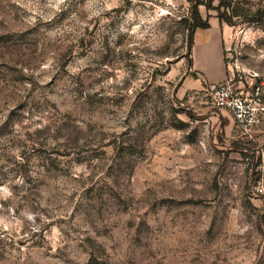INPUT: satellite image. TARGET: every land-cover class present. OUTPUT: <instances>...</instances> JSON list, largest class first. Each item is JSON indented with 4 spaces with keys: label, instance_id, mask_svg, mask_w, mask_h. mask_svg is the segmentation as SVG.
Listing matches in <instances>:
<instances>
[{
    "label": "rangeland",
    "instance_id": "1",
    "mask_svg": "<svg viewBox=\"0 0 264 264\" xmlns=\"http://www.w3.org/2000/svg\"><path fill=\"white\" fill-rule=\"evenodd\" d=\"M221 83L264 104V0H0V264H264Z\"/></svg>",
    "mask_w": 264,
    "mask_h": 264
},
{
    "label": "built area",
    "instance_id": "2",
    "mask_svg": "<svg viewBox=\"0 0 264 264\" xmlns=\"http://www.w3.org/2000/svg\"><path fill=\"white\" fill-rule=\"evenodd\" d=\"M213 102L221 109L230 111L240 125L251 128L258 125L264 112L260 89L253 92L237 90L232 83H221L213 88ZM257 191L263 192L261 183Z\"/></svg>",
    "mask_w": 264,
    "mask_h": 264
},
{
    "label": "crops",
    "instance_id": "3",
    "mask_svg": "<svg viewBox=\"0 0 264 264\" xmlns=\"http://www.w3.org/2000/svg\"><path fill=\"white\" fill-rule=\"evenodd\" d=\"M217 26H210L208 28H197L194 32V43L200 44L207 41H218L221 40L223 36L222 27L218 26V28H221V31L219 29H216ZM224 29V28H223ZM211 37V38H210ZM193 43V45H194Z\"/></svg>",
    "mask_w": 264,
    "mask_h": 264
},
{
    "label": "trees",
    "instance_id": "4",
    "mask_svg": "<svg viewBox=\"0 0 264 264\" xmlns=\"http://www.w3.org/2000/svg\"><path fill=\"white\" fill-rule=\"evenodd\" d=\"M210 26V23L209 22H207V21H202V20H200V21H198V22H196V23H194L193 25H191V27L193 28V33H192V39H191V46L193 45V43H194V32H195V30L197 29V28H207V27H209Z\"/></svg>",
    "mask_w": 264,
    "mask_h": 264
}]
</instances>
